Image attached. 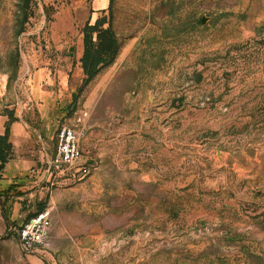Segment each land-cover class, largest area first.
Returning a JSON list of instances; mask_svg holds the SVG:
<instances>
[{
	"label": "crops",
	"instance_id": "obj_1",
	"mask_svg": "<svg viewBox=\"0 0 264 264\" xmlns=\"http://www.w3.org/2000/svg\"><path fill=\"white\" fill-rule=\"evenodd\" d=\"M109 6L110 0H92L90 23L105 15ZM83 49L82 39L77 54L80 68ZM121 49L114 63L100 72L98 84L91 86L92 97L82 110H74L69 123H51L52 118L43 115L41 123L11 124L12 143L21 130L23 141H30L25 128L41 129L43 151L36 155L38 174L31 186L22 182L32 166L28 157H21L28 154L23 151L8 161L2 178L17 179L26 190H39L36 213L50 211L51 250L57 256L92 245L106 249L112 240L121 257H131L130 264H139L140 256L146 264H216L220 234L233 227L239 233L250 228L251 212L243 210L245 197L249 205L252 190L264 192V123L249 115L264 101V72L258 67L246 76L216 81L206 78L211 73L205 68H186L179 98L170 101L165 98L171 78L166 57L157 68L148 69L162 84L150 91L154 97L147 123H106L105 117L95 118L93 96L100 92L101 98L107 83L125 72L121 66L132 46ZM208 95L212 104L203 105ZM224 104L229 112L220 123L219 109ZM83 110L89 116L76 124L75 117ZM41 111L46 112V105ZM64 124L78 130L81 164L93 171L80 183L52 182L43 168L56 152L51 129L59 130ZM110 176H116V181L110 182ZM47 184L54 187L49 190ZM238 191L245 195L239 202L224 197L225 192ZM107 193L116 198L107 200ZM108 223L117 226L114 233L108 234ZM241 243L242 234L232 239L234 248Z\"/></svg>",
	"mask_w": 264,
	"mask_h": 264
},
{
	"label": "rangeland",
	"instance_id": "obj_2",
	"mask_svg": "<svg viewBox=\"0 0 264 264\" xmlns=\"http://www.w3.org/2000/svg\"><path fill=\"white\" fill-rule=\"evenodd\" d=\"M19 2L0 0V135L11 113L16 119L13 123H41L43 115H49L51 123H69L74 116L70 113L74 105L72 94L79 93L75 106L77 111L82 110L92 97L91 86L99 80L97 75L88 86L78 90L83 78L78 47L83 27L93 14L92 0H33L25 30L18 34ZM104 16L111 21L123 48L132 49L121 66L125 67L122 76L107 83L108 90L101 98L100 92L93 96L96 120L105 117L106 123H147L154 97L150 91L154 85L162 84L148 69L157 68L166 57L170 58L171 78L165 98L170 101L179 98L186 68H205L211 73L206 78L215 77L216 81H231L233 76H246L258 67L264 72V0H114L112 10L108 9L101 17ZM153 90L157 93L162 89ZM159 97L162 95H155ZM212 100L211 95L203 97V105L212 104ZM44 105L46 112L41 111ZM219 111V122L223 123L229 105L224 104ZM249 115L264 123V101L259 110ZM26 130L30 132V141H23L21 130L13 143L12 159L22 151L28 153L21 157H28L32 164L22 178L29 187L38 174L34 166L36 155L43 150L41 129L31 126ZM58 131L51 129L54 142ZM116 178L107 179L113 183ZM47 186L49 190L54 187ZM38 193L39 190H26L17 179H0V264L131 263L129 255L121 257L116 252L112 240L106 249L92 245L88 250H73L68 256L53 254L51 242L47 249L26 252L18 231L36 214ZM224 194L235 203L245 196L240 191ZM115 198L114 193H107V200ZM250 198L248 205L245 197L243 210L251 212V227L240 233L233 227L220 234L216 264H264V192L252 190ZM106 226L108 234L117 227L110 223ZM239 234L242 243L234 248L232 239ZM141 259L140 256L139 264H146Z\"/></svg>",
	"mask_w": 264,
	"mask_h": 264
},
{
	"label": "trees",
	"instance_id": "obj_3",
	"mask_svg": "<svg viewBox=\"0 0 264 264\" xmlns=\"http://www.w3.org/2000/svg\"><path fill=\"white\" fill-rule=\"evenodd\" d=\"M32 1L33 0H20L18 4V34L25 30V24L28 22L31 15ZM113 3L114 0H110V11L112 10ZM105 24H108V26L105 27ZM82 33L84 49L80 62L83 78L78 88L79 91L88 86L102 70L114 63L122 47V42L115 32L111 21L106 17L96 20L93 24L89 21L83 27ZM78 97L79 93L75 92L72 94L71 103H74V105L70 110L71 114L76 109L75 104ZM15 120V117L11 113L6 123L5 131L0 135V179L2 178V173L6 164L12 158L13 143L11 141V124ZM41 209L42 206L38 208V211L40 212ZM36 214H38V212Z\"/></svg>",
	"mask_w": 264,
	"mask_h": 264
},
{
	"label": "built area",
	"instance_id": "obj_4",
	"mask_svg": "<svg viewBox=\"0 0 264 264\" xmlns=\"http://www.w3.org/2000/svg\"><path fill=\"white\" fill-rule=\"evenodd\" d=\"M89 116L83 111L75 118L76 124H81ZM82 151L80 147V134L74 126L64 124L57 133V147L54 156L47 162L45 171L52 182L64 179L77 182L85 177L89 168L81 164ZM50 211L45 210L28 219L18 231L19 241L28 253L38 249H47L50 246L52 229Z\"/></svg>",
	"mask_w": 264,
	"mask_h": 264
},
{
	"label": "water",
	"instance_id": "obj_5",
	"mask_svg": "<svg viewBox=\"0 0 264 264\" xmlns=\"http://www.w3.org/2000/svg\"><path fill=\"white\" fill-rule=\"evenodd\" d=\"M206 22V18L202 19V24H204Z\"/></svg>",
	"mask_w": 264,
	"mask_h": 264
}]
</instances>
